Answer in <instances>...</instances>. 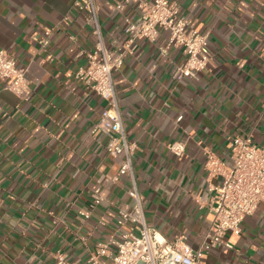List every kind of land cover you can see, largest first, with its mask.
<instances>
[{
    "label": "crops",
    "instance_id": "crops-1",
    "mask_svg": "<svg viewBox=\"0 0 264 264\" xmlns=\"http://www.w3.org/2000/svg\"><path fill=\"white\" fill-rule=\"evenodd\" d=\"M96 0L108 36L138 7ZM76 0H0V50L16 58L31 94L22 98L0 79V264H54L64 252L87 264L96 245L118 237L117 213L131 202L109 155L93 133L106 102L77 77L96 37ZM209 37L213 55L196 77L174 78L181 48L141 39L114 73L123 124L136 143L134 168L145 220L166 239L184 236L193 248L211 225L213 188L207 155L229 164L231 137L250 136L264 147V0H171ZM52 30L47 45L33 39ZM185 144L182 157L169 148ZM104 201L90 209L92 190ZM104 222V223H103ZM232 250L212 248L204 264H264V202L246 216Z\"/></svg>",
    "mask_w": 264,
    "mask_h": 264
},
{
    "label": "built area",
    "instance_id": "built-area-1",
    "mask_svg": "<svg viewBox=\"0 0 264 264\" xmlns=\"http://www.w3.org/2000/svg\"><path fill=\"white\" fill-rule=\"evenodd\" d=\"M126 4L137 5L138 16L125 18L121 26L106 36L96 0L75 2L78 9L86 12V22L96 37L93 50L87 53V65L79 69L77 77L106 102L92 132H102L106 137L107 153L121 157L119 175L129 182L131 199L117 213L119 231L125 225L130 228L121 231L118 237L98 243L87 264H204L208 250L234 249L232 237L241 234L244 218L264 202V147L256 144L250 136L237 135L229 141V164L215 153H208L205 166L210 175L219 177L221 181L212 189L211 225L198 248L191 247L184 236L168 240L157 229L147 225L134 168L136 143L128 138L124 128L114 73L122 67L127 54H135L139 40L155 42L162 32L167 34V40L161 51L165 53L172 47L181 48L186 56L185 61L176 66L174 78L196 77L208 69L213 55L208 35L201 33L192 19L180 14L178 3L171 0H122L117 7L122 9ZM52 33V30H47L41 36L34 35L33 39L45 46ZM26 72L27 69L20 67L15 57L0 50V79L8 81V88L22 98L31 94ZM169 148L178 157L184 155L185 144L182 142H173ZM91 193L90 209L80 211L85 219H90L92 209L105 199L101 186L95 187ZM54 264L77 263L58 251Z\"/></svg>",
    "mask_w": 264,
    "mask_h": 264
},
{
    "label": "rangeland",
    "instance_id": "rangeland-1",
    "mask_svg": "<svg viewBox=\"0 0 264 264\" xmlns=\"http://www.w3.org/2000/svg\"><path fill=\"white\" fill-rule=\"evenodd\" d=\"M77 264H79V263H77Z\"/></svg>",
    "mask_w": 264,
    "mask_h": 264
}]
</instances>
